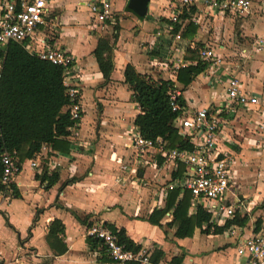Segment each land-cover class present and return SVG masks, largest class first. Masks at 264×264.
<instances>
[{
    "label": "crops",
    "instance_id": "0c3cea01",
    "mask_svg": "<svg viewBox=\"0 0 264 264\" xmlns=\"http://www.w3.org/2000/svg\"><path fill=\"white\" fill-rule=\"evenodd\" d=\"M85 1L49 2L53 27L47 41L58 43L76 59L72 82L80 86L81 118L66 137L68 154L43 145L34 158L20 163L13 180L20 196L7 198L0 193V232L4 230L8 236L5 241L0 235L4 264H97L98 245L92 249L85 233L94 218L123 228L125 236L150 257L161 252L154 264H176L178 258L179 264H244V259L236 256L234 236L226 231L206 234L196 227L191 236L177 237L175 227L168 226L172 210L160 219V225L149 221L154 209L165 206L177 168L159 156L154 162L147 156L136 165L135 176L121 171L122 162L133 161L131 138L134 118L140 113L124 70L131 64L141 74L170 80L189 110L222 105L230 77L238 78L244 91L264 102V47L260 51L252 48L254 39L264 38V0H251V10L243 16L210 10L198 2L188 18L180 17L179 0H149L143 19L126 10L127 0H117L115 40L110 22L94 32ZM170 22L181 24L180 39L171 32ZM187 27L195 34L188 31L185 35ZM101 36L113 43L114 68L107 82L92 54ZM201 48H212L221 63L212 65L199 56L206 64L204 70L184 85L174 66L178 58L186 66L196 64L197 60L186 55L190 50L199 55ZM257 109L241 107L224 115L219 137L236 154L241 194L251 201L257 223L264 227V127L259 125ZM33 159L37 167L31 166ZM54 161L60 165L54 166ZM44 166L48 174L57 172L56 183L48 185L36 178ZM55 219L64 225L61 238L67 250L62 254H54L47 241L49 225ZM245 225H253L250 217Z\"/></svg>",
    "mask_w": 264,
    "mask_h": 264
},
{
    "label": "built area",
    "instance_id": "2783aa9c",
    "mask_svg": "<svg viewBox=\"0 0 264 264\" xmlns=\"http://www.w3.org/2000/svg\"><path fill=\"white\" fill-rule=\"evenodd\" d=\"M116 1H85L93 29L103 26L106 22L116 21L114 7ZM49 2L50 0H0V48L10 41H16L29 53L62 66L65 70L63 82L71 101L68 108L71 117L80 121V86L72 82L77 71L76 59L58 43H48L52 36L48 32L53 27ZM198 2L207 9L238 16L249 13L252 7L251 0H179L182 8ZM177 18V14L172 16L174 21ZM175 38L180 39V33L175 34ZM263 47L262 37H257L252 42L254 51H260ZM198 51L200 59L210 61L212 65L221 63V58L212 48H201ZM185 66L186 62L178 58L174 68L178 70ZM169 103L171 110L177 113L173 125L192 147H167L162 138L145 137L134 127L131 138L133 161L122 162L121 171L135 176L136 165L142 163L140 161H145L147 156L153 157V162L159 156L164 161L171 162L176 168L178 164H182L183 175L168 187H179L181 193L189 190L192 195V209L202 205L210 213L211 221L218 225H223L236 214L249 218L252 212L251 201L241 194L236 174L238 162L236 154L223 145L219 134L225 122L224 115L234 113L241 107L257 106L261 117L259 125L264 127V102L258 96L244 91L238 78L230 77L227 80L224 103L216 108L206 106L189 110L179 103V94L175 90L169 92ZM2 162L1 182L7 188L3 196L8 198L11 196L9 186L19 172L20 164L14 152H4ZM30 164L37 167L34 159ZM53 165H60V162L54 161ZM85 233L97 241L99 249L97 254L100 259L97 264H154L149 252L144 249L126 248L118 241L113 229L100 219L94 218ZM226 233L234 236L236 256L244 259V264H264V227L255 230V225L246 228V225L232 224L226 229ZM0 264H4L1 256Z\"/></svg>",
    "mask_w": 264,
    "mask_h": 264
},
{
    "label": "trees",
    "instance_id": "16d2710c",
    "mask_svg": "<svg viewBox=\"0 0 264 264\" xmlns=\"http://www.w3.org/2000/svg\"><path fill=\"white\" fill-rule=\"evenodd\" d=\"M194 11V5L185 6L182 8L180 17L188 18ZM117 24V22L112 23L113 40L117 35ZM170 24L173 34L181 31L180 23L170 22ZM188 31L189 27L183 33L187 35ZM189 32V35L195 34L194 29H190ZM112 48L111 40L101 36L92 52L105 82L109 81L114 68ZM186 58L197 61L196 64H189L178 69V80L184 85H188L193 76L202 72L206 66L199 60L195 50H190ZM64 76L65 70L62 66L29 53L19 42L10 41L0 48V193H5L7 190L1 182L4 152H14L19 164L25 159L34 158L45 144L61 153H69L70 142L66 137L70 134L69 129L78 125L80 121L71 117L68 108L71 101L63 82ZM124 77L140 109V113L134 118V125L140 134L152 139L160 137L167 147L191 148L189 141L173 125V119L177 113L171 110L169 103V92L173 90L172 82L141 74L131 64L125 67ZM179 103L185 105V100L181 96H179ZM183 171L184 165L178 164L173 173V179H179ZM36 178L52 185L57 182L59 176L57 172L48 174L44 166L41 174H36ZM9 190L11 196H20L14 183L10 184ZM191 203L192 195L189 190L181 193L179 187H174L167 195L165 206L154 209L148 219L160 225V219L166 212L172 210L173 219L168 226H174V235L180 238L191 236L196 227H199L202 233L220 234L232 224L243 226L248 221L246 215L236 214L232 219L226 220L223 225H218L211 221L210 213L202 205H197L192 209L193 212H189L192 208ZM75 216L81 220L77 214ZM257 222L258 220H256L255 230L259 229ZM108 226L113 229L118 241L126 248L139 249L125 236L123 228L117 229L109 224ZM62 233H64L63 223L59 219L53 220L49 225L47 241L54 254H62L67 250L61 238ZM86 237L90 247L95 248L97 241L90 236ZM160 256L161 252L152 254V262L157 263ZM180 262L179 258L175 260L176 264Z\"/></svg>",
    "mask_w": 264,
    "mask_h": 264
},
{
    "label": "water",
    "instance_id": "95a60500",
    "mask_svg": "<svg viewBox=\"0 0 264 264\" xmlns=\"http://www.w3.org/2000/svg\"><path fill=\"white\" fill-rule=\"evenodd\" d=\"M149 0H127L126 10L133 13L139 19L146 16Z\"/></svg>",
    "mask_w": 264,
    "mask_h": 264
},
{
    "label": "rangeland",
    "instance_id": "374dc122",
    "mask_svg": "<svg viewBox=\"0 0 264 264\" xmlns=\"http://www.w3.org/2000/svg\"><path fill=\"white\" fill-rule=\"evenodd\" d=\"M107 27H108V26H107ZM106 29H107V28H106ZM51 30H52V29L50 28V31H51ZM101 30H105L104 27H103V29H101ZM107 30L109 31V29H107ZM94 32H99V30H97V29L95 30V29H94ZM103 32H104V31H103ZM234 57H235V58H242L241 56L239 57V55H236V56H234ZM1 194H3V193H1ZM253 213H254V212L251 213L250 220L252 219V223H253V225H255V224H256L257 217L254 216ZM253 216H254V218H253ZM0 235H1V237H2L3 240L6 241V240L8 239V236H7V234H6V231H4V230L1 231V232H0ZM229 253L232 254V251L229 250Z\"/></svg>",
    "mask_w": 264,
    "mask_h": 264
}]
</instances>
